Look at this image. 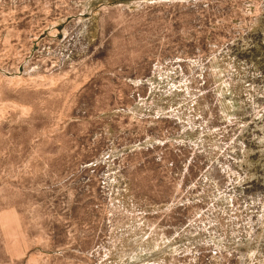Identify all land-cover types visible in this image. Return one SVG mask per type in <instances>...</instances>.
Returning a JSON list of instances; mask_svg holds the SVG:
<instances>
[{
	"label": "rangeland",
	"instance_id": "1",
	"mask_svg": "<svg viewBox=\"0 0 264 264\" xmlns=\"http://www.w3.org/2000/svg\"><path fill=\"white\" fill-rule=\"evenodd\" d=\"M0 264H264V0H0Z\"/></svg>",
	"mask_w": 264,
	"mask_h": 264
}]
</instances>
